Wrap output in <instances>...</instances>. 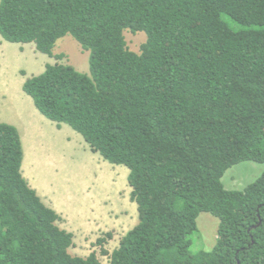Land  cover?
<instances>
[{"label":"trees","instance_id":"obj_1","mask_svg":"<svg viewBox=\"0 0 264 264\" xmlns=\"http://www.w3.org/2000/svg\"><path fill=\"white\" fill-rule=\"evenodd\" d=\"M145 33L139 54L124 32ZM0 36L49 58L73 37L89 74L63 64L26 79L46 119L129 171L138 224L109 264H264V174L243 191L225 173L264 164V0H0ZM18 129L0 123V264H101L71 256L74 236L22 171ZM219 220L191 253L201 214ZM107 238V239H106Z\"/></svg>","mask_w":264,"mask_h":264},{"label":"rangeland","instance_id":"obj_2","mask_svg":"<svg viewBox=\"0 0 264 264\" xmlns=\"http://www.w3.org/2000/svg\"><path fill=\"white\" fill-rule=\"evenodd\" d=\"M124 36L128 49L137 54L147 41L145 33L125 31ZM54 55L63 58H49L37 52L34 45L11 44L0 36V120L13 125L22 121L17 126L24 141V177L42 201L61 216L59 227L74 236L70 255L87 258L96 253L101 264H109V256L102 255L97 240L110 234L104 250L111 254L138 224L129 171L92 153L70 126H58L43 117L23 92L26 79L42 74L49 64L69 65L89 74V53L73 37L59 40ZM29 106L42 121L33 112L28 113ZM21 111L27 113L22 118ZM263 174L264 164L245 162L229 169L222 184L227 190L243 191ZM197 225L198 231L190 238L191 253L211 251L219 220L203 213Z\"/></svg>","mask_w":264,"mask_h":264},{"label":"crops","instance_id":"obj_3","mask_svg":"<svg viewBox=\"0 0 264 264\" xmlns=\"http://www.w3.org/2000/svg\"><path fill=\"white\" fill-rule=\"evenodd\" d=\"M24 48V47H23ZM37 110V109H36ZM38 111V110H37ZM31 112H33V114H34V116L35 117H38V119L39 120H43L41 117H39V115L34 111V109H33V107H30L29 106V108H28V113L30 114ZM39 112V111H38ZM20 113V116H21V118L24 116V115H26L27 113H24V112H19ZM43 116V115H42ZM44 117V116H43ZM2 120H0V123H3V122H1ZM24 121V120H23ZM5 124L6 123H8L9 125L11 124L12 126H14V127H16L17 129H18V131H19V133H20V129H19V127L17 126L18 124H21L22 123V121H20V122H18V124L17 123H15L14 125L11 123V122H4ZM20 136H21V139H22V142H23V145H24V141H23V138H22V134L20 133ZM23 148H24V146H23ZM24 162V161H23ZM22 171H23V166H22ZM23 175H24V173H23ZM26 179V178H25ZM27 180V179H26Z\"/></svg>","mask_w":264,"mask_h":264}]
</instances>
